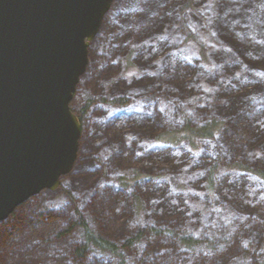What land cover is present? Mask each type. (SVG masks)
I'll list each match as a JSON object with an SVG mask.
<instances>
[{
    "label": "trees",
    "instance_id": "16d2710c",
    "mask_svg": "<svg viewBox=\"0 0 264 264\" xmlns=\"http://www.w3.org/2000/svg\"><path fill=\"white\" fill-rule=\"evenodd\" d=\"M202 1L205 10L198 12L188 11L194 0H122L108 11L94 38L95 47H99L96 60L83 77L90 94L76 109L70 107L80 122L83 139L68 176L70 182H62L58 188L66 202L48 205L46 198L55 193L42 191L1 221L0 264H227L238 251L225 249L231 243L232 250L234 242L240 248L239 236L245 241L248 236L259 246L262 260L257 264H264V167H252L254 150L247 146V132L264 142V0ZM176 19L186 28V40L180 37ZM188 27L203 34L196 52L201 62H212L209 69L196 66L193 50L184 47L194 38ZM205 40L212 43L207 46ZM131 43L137 44L132 58L141 76L129 80L120 75L118 59ZM202 81L213 89H203ZM217 96L209 104V99ZM188 97L191 100L187 101ZM186 101L189 112L179 107ZM226 103H231L232 109L225 123L215 117L220 114L215 108L223 110ZM199 113L213 116L192 122L193 115ZM168 116V123L180 125L159 132ZM233 131L241 136L237 146L230 142ZM127 133L132 137L129 145L125 144ZM152 140L164 147L153 145ZM184 141L194 153L195 167H189L191 157ZM135 161L152 173L186 170L189 181H206L210 191L215 190L217 170L224 164L232 172L216 199L226 203L222 202L220 209L210 203L206 214L197 217L201 224L197 232H174L172 223L183 214L192 217L197 208L192 210L184 195L171 194L169 181H148V176L137 170L114 178L115 165ZM136 195L163 215L150 220L148 232L154 236L147 238L143 227L119 240L105 236L111 219L131 198L135 197L137 211L143 208ZM247 206L253 208L255 217H248ZM254 218L259 224L256 229L250 224ZM223 224L230 229L216 226ZM171 237L181 248L184 261L175 255L172 245H165L150 258L139 255L140 246H135L142 241L146 249L153 241L163 246ZM91 250L106 253L114 263L94 257ZM240 250L238 257L244 261L247 249Z\"/></svg>",
    "mask_w": 264,
    "mask_h": 264
},
{
    "label": "water",
    "instance_id": "95a60500",
    "mask_svg": "<svg viewBox=\"0 0 264 264\" xmlns=\"http://www.w3.org/2000/svg\"><path fill=\"white\" fill-rule=\"evenodd\" d=\"M113 0H0V222L76 161L70 103Z\"/></svg>",
    "mask_w": 264,
    "mask_h": 264
},
{
    "label": "rangeland",
    "instance_id": "374dc122",
    "mask_svg": "<svg viewBox=\"0 0 264 264\" xmlns=\"http://www.w3.org/2000/svg\"><path fill=\"white\" fill-rule=\"evenodd\" d=\"M119 1L121 2L122 0H113L112 1V5H111V10L114 9ZM200 1V3L196 2V0H194V6L189 9L188 11H203L205 10L204 6H203V1L202 0H197ZM205 4V3H204ZM191 17V16H190ZM192 19V18H191ZM103 22V21H102ZM190 24L193 26H196V23H193L192 21L190 22ZM175 26L177 27V30H182L181 32V39L182 40H186L184 34H186L185 30L186 28L184 27L183 23L180 22L178 19L175 20ZM197 27V26H196ZM180 28V29H179ZM193 28V27H192ZM188 31L194 36V38H192V40H190L188 43H184V47L188 46L189 49H192L194 53H192V62L195 63L196 66L199 67H204V68H208L209 64L211 63H204L201 62L198 55H197V46H198V42H203V34H200L197 30H192L190 27H188ZM101 31V27L98 31V34ZM183 32H185L183 34ZM187 37V36H186ZM206 43L207 46H209L212 42H208L207 40L204 41ZM128 47H125V49L123 50L124 52L121 53L120 58L118 59L119 63H118V67H119V73L120 75H122V77H124L125 79H129L132 77L138 78L141 76V70L139 69V67L136 65V62L133 60V55L135 54V49L137 47V44H127ZM99 47H95V41L94 39L90 42L89 47H88V64L85 70V73L81 76V78L79 79V82L76 86L75 92L73 94L71 103H70V107H73V109H76V107L79 105V102L82 101V99L84 97H86L88 94H90L89 89L86 88L87 87V83L86 81L83 80V77L85 75H87V73L91 70L90 68L93 66L96 58L95 55L98 53ZM132 53V56L129 57V54ZM194 60V61H193ZM160 64V63H158ZM209 69V68H208ZM195 83H198V81H195ZM201 87L203 89H213L212 84H206L202 81ZM196 87L198 88V85H196ZM219 98V96L217 97H213L212 99H209V104L212 102H215L217 99ZM204 99V98H203ZM207 99V98H206ZM191 100V98L188 97L187 101ZM186 102H181L179 106L180 109H184V112H189L188 110L190 109H186L185 107H187L188 105H184ZM199 102V101H198ZM231 103H226L225 106H227L226 108H222L223 110L219 109V108H215L216 112H220V114H216V118L218 120H225L224 122H227V118H229L228 116V111H230L232 108L229 109ZM212 108L215 107V105H211ZM223 107V105H222ZM214 114L215 113H211ZM208 115V114H207ZM204 115V113H199L198 115H193L192 117V122H198L201 120H205L207 119ZM213 115H208V117L210 118ZM167 121L164 125V127H162L160 131H167L168 126L169 127H174L177 128L180 125V122L175 123L174 125L172 123H168V121L171 119L169 116L166 117ZM247 120L248 122L251 121L250 118H248L247 115ZM244 127H242L243 129ZM244 129L242 132L245 133ZM238 131V129L236 130ZM236 131L232 132V137L230 142L234 145L237 146L240 143L241 140V136H239V133H237ZM158 131L156 132L155 136L159 133ZM83 139V132L80 136V149H81V142ZM154 140V138H152ZM132 137L131 134L127 133L125 135V144L129 145V143L131 142ZM152 140V144L155 146H161L164 147V145H158L156 144L154 141ZM263 141L258 140L257 138L253 137L249 132H247V146L249 145V149L250 151L254 150V152L252 153V158L254 159V161H252V167L253 168H263L264 167V146H263ZM183 146H185V149L187 150V154L191 157V162L189 164V167H195L196 164V159L193 158V151L189 150L187 148V142L184 141ZM167 147V146H166ZM165 147V148H166ZM241 147H245L244 145H242ZM192 148H195V146H192ZM169 151H171L172 153L178 152V150H174L169 148ZM194 150V149H193ZM198 152V150H196ZM239 152H242L240 150H238ZM78 153H79V148H78ZM137 155V154H136ZM240 155V154H239ZM235 156L238 157V159L243 160L244 163H247L246 159H243L241 156ZM77 158H78V154H77ZM77 160V159H76ZM76 162V161H75ZM186 163H188L189 161H185ZM185 162H183V165H186ZM75 165V163H74ZM73 165V168H74ZM251 165V163H250ZM72 168V170H73ZM71 170V171H72ZM115 173H114V178L117 177H121V176H128L129 174H132L134 172V170H137L139 173L141 174H145L148 176V179H153L158 183H163V181H169V183L171 184L170 186V192L171 194H173L174 196L178 195V194H182L184 195L187 199H189V204L192 205V210H194V214L191 215L192 217L188 218L186 216V214L180 215V217H178V221L177 222H173L171 225L172 230L176 231V232H184V231H192V232H197L198 228L201 226V224L199 222H197V217L198 216H204L207 212V210L211 207L210 203H212V207L213 206H218L219 209L221 208L219 205L226 203V201L224 199H221V201H218L216 199V194L219 193L221 191V185L228 180L229 175L232 172V169H230L228 166L222 164L219 166L216 176H215V190L210 191L207 187V183L205 181V183L203 181L199 182V183H194L192 181L188 180V177L190 176V173L186 170H182V169H176L174 171L169 172L168 170H160L157 171L156 173H152L146 170H142L141 169V163L140 161H135L134 163H128L122 166H116L115 165ZM71 171L63 176L60 180V184L58 186V188L60 187L61 183H69L70 180L68 178L69 174L71 173ZM238 174V176H241V173L239 172H235ZM146 176V177H147ZM169 176V177H168ZM157 177H159L160 179H158ZM227 178V179H224ZM113 178V180H115ZM247 179L252 180L249 176H247ZM149 181V180H148ZM135 184V183H133ZM117 185V184H116ZM56 189L55 191H48L51 193H55L54 195L49 196L48 198H46L47 204L51 205L54 204V206H61L65 204V198L64 196L61 195V193H59V189ZM43 191H47V190H43ZM42 192V191H41ZM57 193V194H56ZM38 195V194H37ZM36 196V195H35ZM143 204V208H140V210H136L135 209V197L131 198L128 202H127V206L125 209L122 210L121 213H119V215L114 216L111 219V225L108 227V231L105 234V236L110 237L111 235H113L116 239H120L122 238L125 233H130L135 231L138 227H143L144 229V233L147 236V238H149L150 236H154L152 235L150 232H148V225L150 224V220H152V218H156L155 215H159L163 217V215L160 213L156 214L154 209L151 208L141 197H139V195H136ZM210 196H214L212 201H210ZM127 196H125L126 198ZM32 198V197H31ZM30 198V199H31ZM28 199V200H30ZM27 200V201H28ZM171 200L175 201L174 197L171 196ZM26 202V201H25ZM223 202V203H222ZM254 211L253 208L248 207L247 206V215L248 217H255V214L252 212ZM256 218H254L252 220V222L250 224H252L253 228L256 229L259 224L257 223ZM130 224V225H129ZM224 225V226H223ZM223 225H216L217 227H219L220 229L222 227L226 228V231H228V228L230 229V226H225V224ZM260 230V228H259ZM174 231V232H175ZM262 231V230H261ZM259 234H262L259 233ZM264 234V233H263ZM111 238V237H110ZM146 238V239H147ZM159 239H161L160 237H157ZM244 237H237V240L240 241V248L238 247V243L234 242V244L232 245V250L231 249V243L227 245V249H225V252H229V251H238V254L241 252L240 249L245 248L247 249V258L246 260H248V264H257L258 261H261V254H258L257 250H258V245H253V243L251 242V239L247 236V241H245V239H243ZM261 240V239H260ZM165 245H172L173 249L175 248V255L178 256L179 259H181L182 261H184L183 256L181 255V253H179V251H181V248H179L176 244V240L175 238L171 237L170 241H166L165 244H163V246H160L156 241H153L152 243H150L148 245L149 249H146V243L144 241H142L139 245H135V246H140V254L139 255H143L144 257H146V255L148 254V257H152L154 254H156L159 251H162L165 249ZM178 247V249H177ZM92 251V250H91ZM139 251V250H138ZM144 251H146L144 253ZM137 252V251H136ZM179 253V254H178ZM127 258L130 259V253L127 251ZM238 254H234L233 253V258L230 259L228 261L227 264H247L245 258L244 261H241V258L238 257ZM91 255H93L94 257H99L102 258L103 261L105 262H111L114 263V259L110 258L108 255H106V253H101L99 251H92ZM188 258H190V256H187Z\"/></svg>",
    "mask_w": 264,
    "mask_h": 264
}]
</instances>
